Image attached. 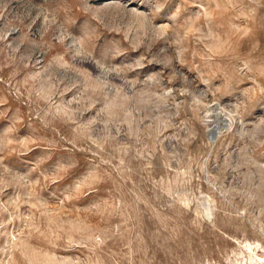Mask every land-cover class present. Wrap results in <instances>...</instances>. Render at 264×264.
Returning <instances> with one entry per match:
<instances>
[{
  "label": "rangeland",
  "instance_id": "obj_1",
  "mask_svg": "<svg viewBox=\"0 0 264 264\" xmlns=\"http://www.w3.org/2000/svg\"><path fill=\"white\" fill-rule=\"evenodd\" d=\"M0 264H264V0H0Z\"/></svg>",
  "mask_w": 264,
  "mask_h": 264
},
{
  "label": "bare ground",
  "instance_id": "obj_2",
  "mask_svg": "<svg viewBox=\"0 0 264 264\" xmlns=\"http://www.w3.org/2000/svg\"><path fill=\"white\" fill-rule=\"evenodd\" d=\"M212 108H213V106H212ZM215 110H216V116L218 117V119H219V121H220V123L221 124H223L224 123V121H226V118H225V116L222 114V112H221V110H219V108L218 107H215L214 108ZM213 110V109H212ZM215 118V117H214ZM216 120V119H215ZM217 123V122H216ZM220 125V124H219ZM221 126V125H220ZM215 128H216V126H215Z\"/></svg>",
  "mask_w": 264,
  "mask_h": 264
}]
</instances>
